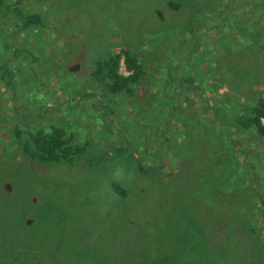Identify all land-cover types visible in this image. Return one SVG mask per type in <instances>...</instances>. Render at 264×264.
Listing matches in <instances>:
<instances>
[{"label":"rangeland","instance_id":"1","mask_svg":"<svg viewBox=\"0 0 264 264\" xmlns=\"http://www.w3.org/2000/svg\"><path fill=\"white\" fill-rule=\"evenodd\" d=\"M23 10L43 26L0 22V264H264V145L235 130L264 96V0H30ZM122 48L147 71L130 99L91 78ZM53 110L88 142L72 168L35 166L15 136L18 111L49 123ZM151 158L158 172L137 171Z\"/></svg>","mask_w":264,"mask_h":264},{"label":"trees","instance_id":"2","mask_svg":"<svg viewBox=\"0 0 264 264\" xmlns=\"http://www.w3.org/2000/svg\"><path fill=\"white\" fill-rule=\"evenodd\" d=\"M30 0H0V22L3 18L10 22L15 30L26 32L33 27L39 28L43 26V16L35 12H26L23 6ZM177 8V7H176ZM8 19H7V18ZM16 32V31H15ZM17 33V32H16ZM19 52L15 49V53ZM36 61V60H34ZM124 62L127 75L121 72V62ZM147 77V71L139 54L130 51L127 48L117 50L106 60L97 61L93 64L91 78L104 88L103 94L114 98H131L136 96L137 88L143 84ZM82 102V95L78 97ZM77 98V100H78ZM85 98V96L83 97ZM107 98V97H106ZM104 108V107H103ZM59 110H53L54 120L49 123L45 120L46 114L42 111H36L31 114L33 119L22 115L21 111L17 112V125L15 128V136L21 144L22 151L31 163L37 165H63L69 168L74 167L76 160L82 156L88 148L86 144H79L73 132H69L66 128L59 125L56 118ZM32 122H31V121ZM264 96L257 99L250 110V113L240 115L235 120L237 125L235 130L251 131L253 130L260 142L264 145ZM48 123V124H47ZM164 130V129H163ZM158 141H163V137L159 136L162 131L157 132ZM162 137V138H161ZM171 141L170 138L167 141ZM239 143V140H238ZM238 146V145H237ZM156 157V156H154ZM158 158V157H156ZM146 159V157H145ZM152 159V158H151ZM159 159V158H158ZM220 159H225L221 156ZM153 160V159H152ZM157 165L153 168H146L143 161H136V169L144 174L158 172L161 169L157 159L153 160ZM147 163V162H146ZM227 175H224V178ZM224 178L212 179L213 186L217 187L216 181H222ZM252 182L248 178L243 185H250ZM112 188L118 196L126 197L127 190L118 182H112Z\"/></svg>","mask_w":264,"mask_h":264}]
</instances>
